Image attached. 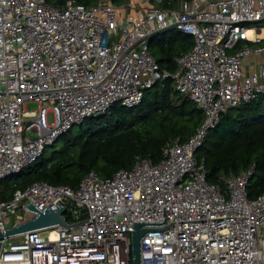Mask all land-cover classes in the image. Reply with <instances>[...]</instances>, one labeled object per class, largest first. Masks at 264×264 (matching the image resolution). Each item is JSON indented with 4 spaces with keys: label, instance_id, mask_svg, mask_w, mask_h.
I'll use <instances>...</instances> for the list:
<instances>
[{
    "label": "built area",
    "instance_id": "2783aa9c",
    "mask_svg": "<svg viewBox=\"0 0 264 264\" xmlns=\"http://www.w3.org/2000/svg\"><path fill=\"white\" fill-rule=\"evenodd\" d=\"M123 8L112 0H0V180L22 173L75 125L117 103L138 105L169 77L204 120L189 139L170 137L159 162L138 156L111 177L90 170L76 188L17 187L0 201L1 231L32 218L31 202L66 206L72 226L28 231L20 242L5 237L0 261L16 253L27 264H134L141 222L151 230L140 264H264V193L249 196L255 165L221 187L197 157L223 113L264 95V0H146L126 15ZM166 30L194 39L175 72L150 46Z\"/></svg>",
    "mask_w": 264,
    "mask_h": 264
},
{
    "label": "trees",
    "instance_id": "16d2710c",
    "mask_svg": "<svg viewBox=\"0 0 264 264\" xmlns=\"http://www.w3.org/2000/svg\"><path fill=\"white\" fill-rule=\"evenodd\" d=\"M74 1L88 5L97 0ZM166 1L171 5L177 2ZM48 2L59 4L64 0ZM166 31L176 33L183 42L177 45L170 40L161 44L160 58L156 59L161 67L175 72L177 57L193 47L194 39L178 30ZM155 41L153 37L150 46ZM203 120L202 109L175 89L172 78H166L147 89L138 105L114 104L107 113L87 118L83 122L87 126L71 137L72 127L57 140H62L59 148L46 155V147L43 155L24 170L31 171V176L19 187L47 181L76 188L90 170L101 177H111L120 169L131 168L138 156L159 162L170 137L189 139ZM197 157L205 159L208 181L221 187L229 175L255 165L249 196L264 193V95L223 113L219 123L209 130ZM17 187L11 191L0 189V201L10 199Z\"/></svg>",
    "mask_w": 264,
    "mask_h": 264
},
{
    "label": "water",
    "instance_id": "95a60500",
    "mask_svg": "<svg viewBox=\"0 0 264 264\" xmlns=\"http://www.w3.org/2000/svg\"><path fill=\"white\" fill-rule=\"evenodd\" d=\"M58 205L60 208L57 210L51 208L50 205L45 210H39L32 202L26 205V208L32 210L35 213L32 218L8 229L6 232L0 230V259L2 256L1 250L5 237L10 238L28 231L37 229L44 230L56 225L72 226L71 224L69 225L68 221L63 216L67 207L61 205L60 203ZM145 225V223L141 222L136 223L135 230L132 233V257L134 264H140L141 239L147 231L151 230L145 227Z\"/></svg>",
    "mask_w": 264,
    "mask_h": 264
},
{
    "label": "rangeland",
    "instance_id": "374dc122",
    "mask_svg": "<svg viewBox=\"0 0 264 264\" xmlns=\"http://www.w3.org/2000/svg\"><path fill=\"white\" fill-rule=\"evenodd\" d=\"M120 5L124 6V8L122 9V13L126 15L135 12L136 10L142 9L146 5V0H123V2L120 3ZM129 8L134 9V11L132 9L129 10ZM155 40H156L155 43L151 45V50L153 54L156 56V58H160L161 44L165 42H169L170 40H173V42L177 45L183 42L180 36H178L176 33L172 31H163L157 34L155 36ZM252 70H255V67H253ZM26 106L28 109H37L38 103L35 101H29L27 102ZM53 120H54L53 114L51 113L49 114V122H52ZM86 126H87L86 123L75 125L70 132V136L72 137L77 135L81 131V129H83ZM31 135L34 136L35 133H31ZM61 144H62V140H59L56 142L55 146H51V145L47 146L46 155H49L54 148H59ZM30 176H31V171L30 172L24 171L22 174L15 175L4 180H0V189H3L5 191H11L14 187L16 186L19 187L22 184H24L27 178H29ZM22 239H23L22 236H16L13 238V241L20 242Z\"/></svg>",
    "mask_w": 264,
    "mask_h": 264
},
{
    "label": "bare ground",
    "instance_id": "6f19581e",
    "mask_svg": "<svg viewBox=\"0 0 264 264\" xmlns=\"http://www.w3.org/2000/svg\"><path fill=\"white\" fill-rule=\"evenodd\" d=\"M16 253H10V256L3 258L0 261V264H27L25 261L16 260L12 255H15Z\"/></svg>",
    "mask_w": 264,
    "mask_h": 264
},
{
    "label": "crops",
    "instance_id": "0c3cea01",
    "mask_svg": "<svg viewBox=\"0 0 264 264\" xmlns=\"http://www.w3.org/2000/svg\"><path fill=\"white\" fill-rule=\"evenodd\" d=\"M132 8H133V7H132ZM132 8H129V10H131ZM132 10L134 11V9H132ZM136 11H137V10H136ZM136 11H135V12H136ZM132 13H133V12H132Z\"/></svg>",
    "mask_w": 264,
    "mask_h": 264
}]
</instances>
